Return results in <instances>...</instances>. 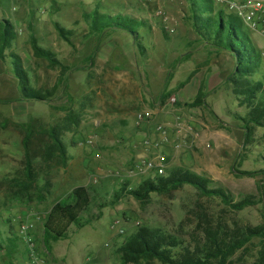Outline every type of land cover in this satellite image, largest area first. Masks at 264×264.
<instances>
[{"label":"rangeland","instance_id":"obj_1","mask_svg":"<svg viewBox=\"0 0 264 264\" xmlns=\"http://www.w3.org/2000/svg\"><path fill=\"white\" fill-rule=\"evenodd\" d=\"M97 2L98 0H0V21L5 18L18 29L13 48L6 51L4 59H0V64L7 67L0 74V84H5V80L14 76L10 66L13 59L10 56L15 54L20 58L28 76V96H31L32 90L51 92L61 73L60 68H52L47 61L34 57L31 38L40 47L51 50L63 66L75 63V60L81 58L80 53L76 55L75 51L66 49V42L59 35L56 25L67 32V35L72 29L74 32L88 31L91 22L87 14L95 10ZM98 4H103L113 14L119 10L115 5L120 4L123 7L121 2L115 0H99ZM140 6L146 14L149 13L147 18L154 28L168 27L176 34L181 21H185L181 16L182 12L175 16L157 0L155 5ZM156 6L163 9L168 18L166 22L156 17ZM225 14L230 15L226 11ZM109 36L103 37L101 42ZM112 36L109 40L115 38ZM153 63L155 62L152 60ZM89 64L83 61L78 65L81 69L67 73L71 76L68 102L65 101L66 92L61 94L62 84L56 86L50 95L52 97L45 102L14 101L13 107V102H0V233L4 248L0 251V264H28L25 245L19 235L23 222L33 225L32 236L44 264H121L117 250L141 227L170 233L186 243L184 245H191L194 250L197 242H205L203 226L198 223V217L206 228L207 225L223 227L229 232H244L247 228L253 229L263 223L261 213L264 207V174L252 178L240 177L234 170L264 171V129L255 128L249 146L243 147L246 132L242 129L240 119L245 116L246 110L237 106L232 85L218 87L217 91L211 92L212 96L207 97L206 108L192 111L189 107L177 105V100L175 104H170V99L176 97L165 92V104H160L161 109L157 115L152 112L154 116L148 130L152 124V130L158 124H165L170 129L171 142L163 147L164 171L169 168L185 169L206 179L210 188L222 189L235 202L251 196L256 204L241 212H234L225 208L217 199L200 198L190 188L166 197L153 196L145 208L129 195L116 201L117 194L122 193L123 185L127 186L126 190L138 187L136 180L127 177L128 170L140 161L152 160L154 151L145 149L142 141L141 144L132 146L129 151L126 146L127 142H131L127 137L129 128H120L123 118L109 116L106 112L102 113L100 108L87 107V103L83 102L84 96H101L107 100V96H127L124 94L131 90L130 85L123 84L124 77L114 74V70L101 67L94 69ZM146 64L148 70V61ZM143 66V62H137V67ZM115 71L122 73L126 69ZM150 75L153 78V72ZM263 75L264 69L260 68L252 80L258 81ZM147 81L148 84L143 85L142 82L141 85L155 93L165 84L162 77L159 82L161 86L158 85L157 90H154L156 84L152 79L150 82L149 76ZM121 84L123 87L116 90ZM22 90L15 81L14 86L6 91L0 90V100L13 99L17 94L24 96ZM42 96L47 95L42 93ZM177 119L180 123L189 125L191 133L198 134L197 138L190 136L178 139L181 144L179 150L172 146V142L176 141L172 129ZM135 120L133 117L132 121ZM26 124L46 130L55 128L59 140L67 149V164L60 166L56 160L43 162L46 134L34 132L29 142L28 150L32 164L38 170L39 187L45 185L42 203L37 202L36 193L31 202H27L26 198L17 194L11 181L23 177L24 131L20 125ZM131 126L136 129L135 125L129 124ZM67 127L69 129L65 130ZM117 128L119 131H114ZM150 139L155 140L156 137ZM89 140L92 144L88 143ZM136 154L143 155L142 159H138ZM156 175L158 172L153 171L142 177L141 182L153 179ZM77 188L86 189L91 197V204L81 218L91 220L92 223L83 229L71 227L69 238L55 243L49 254L41 242L44 217L60 199L72 194ZM114 219L122 221L126 229L125 235L119 236L110 230ZM137 222L140 227L134 225ZM259 248V239L254 238L245 249L236 252L231 260L252 264Z\"/></svg>","mask_w":264,"mask_h":264},{"label":"trees","instance_id":"obj_2","mask_svg":"<svg viewBox=\"0 0 264 264\" xmlns=\"http://www.w3.org/2000/svg\"><path fill=\"white\" fill-rule=\"evenodd\" d=\"M189 4V19L192 28L197 36L204 42L212 44L220 50L227 52L234 62L233 73L225 80L226 85H232V93L236 104L240 108H245L246 114L240 119L245 133L243 147L249 146L251 135L255 128L264 129V75L260 80L254 81L252 78L259 73L261 66L260 51L252 46L248 34L244 31V26L240 20L230 14H225L223 8L214 3L213 0H187ZM217 6L219 8H217ZM95 7L90 18L91 33L96 31L103 33L106 31H121L134 34L135 31L145 28L151 29L147 21H138L121 14L111 16L106 8ZM121 5H115L120 8ZM217 8V9H216ZM121 10V9H119ZM56 29L61 38L67 41V32L56 25ZM16 34L13 27L7 21H0V59H3L4 52L9 50ZM31 49L37 59H43L52 68H60L59 77L66 73L77 71L76 67L62 66L56 59L54 53L39 47L34 38H31ZM93 59H88L90 62ZM13 71L19 86L23 88L24 96L22 101L45 102L52 94L51 92L31 91L27 94V76L23 72L20 60L13 56ZM31 90V89H30ZM42 93L47 96H42ZM204 87L201 86L198 95L187 104L189 108H206ZM70 100V99H69ZM24 131L22 148L24 151L25 167L23 177L12 179V185L17 189V194L31 202L32 196L36 193L37 202L42 203V191L45 185L39 187L38 170L32 164L28 145L34 132L47 135L43 162L57 161L60 166L67 164V149L59 140V135L55 128L48 130L35 128L30 124L20 125ZM67 127L65 130H68ZM163 173V174H160ZM240 177L252 178L264 171L249 172L234 170ZM160 174V175H159ZM185 188H190L200 198L217 199L225 207L234 212H241L248 207L254 206V198L249 196L235 202L222 189L210 188L209 182L182 168H169L158 170V175L153 179L142 181L134 190H126L123 185L122 193L117 194L116 201L124 195L131 196L142 208H145L152 201V197H166L175 192H180ZM33 192V193H32ZM40 192V193H39ZM91 204V197L84 188H77L72 194H68L58 201V203L44 217L42 245L47 253L52 252L55 243L65 241L69 238L71 227L83 229L90 226L91 220H83L81 215L85 213ZM263 223L256 228H247L244 232H229L222 228H214L207 225L206 228L198 217L199 224L203 226L205 242H197L194 250L191 245H184L180 239L170 233L160 229L141 227L131 235L128 240L117 250V255L121 264H244L241 260H231L232 256L245 249L246 245L252 243L254 238L259 239V250L254 257L252 264H264V207L262 209ZM13 245V244H12ZM204 245V246H203ZM15 249L16 247L13 246ZM0 233V251L3 250ZM178 251V252H177Z\"/></svg>","mask_w":264,"mask_h":264},{"label":"crops","instance_id":"obj_3","mask_svg":"<svg viewBox=\"0 0 264 264\" xmlns=\"http://www.w3.org/2000/svg\"><path fill=\"white\" fill-rule=\"evenodd\" d=\"M115 1L121 2L123 7L118 8L121 10H117L115 14L108 11L110 13L109 15L118 16V14H121L124 17H129L138 21H147L151 26V29L141 28L135 31L134 34L121 31H106L103 33L96 31L91 33L89 29L88 31H80V34V32H74L72 29L68 32L69 34L67 36H69V38L66 37L67 41H65V47L67 50L75 51L76 55L77 53H80L79 56L81 57L80 59L75 60V63L72 62L69 67L76 66V68H78V65L85 61L86 63H90V67L94 69L101 67V69L108 68L111 71L114 70V74L124 77L123 84L130 85V93L124 94L127 96L117 94V96H107V100H104L101 96H91V98L90 96L83 97V102L87 103V107L96 106L101 109L102 113L106 112L109 116H121L123 118L120 122V128H125L126 126L129 128L127 131V137L131 142H127L126 146L130 151L131 147L135 144H141V141L144 138L143 131L136 126V120L135 122L132 121L133 117L136 119L138 114L146 111H151L157 115L161 109L160 104H165V92L175 95V99L178 103L177 105L186 107L187 104L192 103V101L196 98L201 86L204 87V93H206L207 97L212 96L211 92L217 91L218 87L226 85L225 80L234 71V62L227 52L218 49L212 44L202 41L200 37L197 36L192 28L191 20L189 19V4L187 0H157L162 4V6L171 12V14L177 16L179 12H182L181 16L185 18V21H181V26L178 24L180 29L174 35L165 33L163 31L165 27L162 29L154 28L150 23L149 18H147L149 13L146 14L145 10L136 0ZM239 1L247 2L253 5L264 4V0ZM98 3L99 0L97 4ZM181 3H183V5ZM97 4H95L94 7H97ZM98 6L100 5L98 4ZM103 6L104 5L101 4L100 8H104ZM217 8L219 7L217 6ZM125 9H127L128 12H126L127 10L125 11ZM93 13L94 9L87 14L88 17H91ZM82 15L86 16V14ZM2 20L6 21L5 18H2L1 21ZM183 22H185L189 28H187ZM9 24L12 26L10 22ZM12 27L16 36L15 40L12 41L9 50L13 48V45L18 37V29L14 26ZM245 29L246 28L244 27V31H246ZM246 33L248 34V38L255 49L259 51L264 50V33H252L248 30ZM112 35H114L115 38L113 40H109L113 37ZM106 36L109 37L105 38V40H102L101 42V39ZM6 51L4 52L3 59ZM49 51L52 52L51 50ZM13 56L17 55L11 54L10 57L13 59ZM91 56L93 59L89 62L88 59L91 58ZM152 60L155 63L152 64ZM147 61L148 66L150 65L148 70H146ZM137 62H143L144 66L141 68L137 67ZM13 63L14 60H12L10 66L14 74ZM59 63L63 66L61 62ZM6 69L7 67H5L4 64H0V74L3 73V70L6 71ZM116 69H121V71L122 69H126V72L119 73L120 71H115ZM22 70H24L23 72L27 76L23 67ZM128 70L130 71L128 72ZM86 71L87 70H85V72ZM85 72L83 71V73ZM150 72H153V78L150 75ZM65 75L64 77H59L57 79L55 87L62 84L61 94L62 92H66L65 101L68 102L67 98L70 93L68 92V89L70 88L69 82L71 81V76L67 73ZM147 76L150 77V82L152 79V82L156 84L153 87L154 90H157L158 85L161 86V83L159 82L162 81V77L165 80V84L162 85V88L158 93H155L149 90V88H146V86L144 87L141 85L142 82L143 85L148 84ZM15 81L17 80L14 74L13 77L5 80V84H0V90L6 91L10 87L14 86ZM123 84L118 85L116 90L121 89ZM117 92L118 91H116V93ZM19 96H21V94H17L15 98L10 100H0V102H13V104L11 103V106L13 107L15 105L14 101H18V103L21 101V97ZM34 104H32V106ZM1 106L4 105L1 104ZM192 110H196V108H191L190 111ZM125 121L129 122L130 125H135L136 129L133 128L134 126L129 127V124ZM152 126L153 124L150 125V130H148L149 128L145 129L147 137H156L152 134ZM114 131L118 132L119 128ZM137 155L139 154L135 155L138 159H142L143 155ZM158 170L156 171L158 172Z\"/></svg>","mask_w":264,"mask_h":264},{"label":"built area","instance_id":"obj_4","mask_svg":"<svg viewBox=\"0 0 264 264\" xmlns=\"http://www.w3.org/2000/svg\"><path fill=\"white\" fill-rule=\"evenodd\" d=\"M140 5L151 6L156 4V0H136ZM214 3L223 8L224 12H228L236 16L242 25L252 33H264V4H249L247 2H242L239 0H213ZM156 17H160L163 22H166L168 18L165 16L163 9L160 6L155 8ZM165 29V30H164ZM163 30L167 34L173 35L174 30L165 27ZM261 54V66L264 69V50L260 51ZM170 104H175L176 99L172 98L169 101ZM153 113L150 111L138 114L136 117L137 127L140 128L144 133V138L142 140L145 149L154 151V158L152 160H144L136 163L132 168L128 170L126 174L128 178L136 180L137 184L141 183V178L147 174L163 168V161L165 156L163 154V147L165 144L171 142V136L169 133V128L165 124H158L153 127L152 134L156 136V139H150L145 133V129L148 128L150 122L153 120ZM172 132L176 141L172 142L173 148L179 150L181 144L178 142L180 138H188L194 136L197 138L198 134L191 133V128L189 125H184L180 123L177 119L176 125L173 127ZM89 144L92 142L89 140ZM140 227V223L134 224ZM33 225L30 222H23L19 228V235L21 240L25 245L26 261L28 264H44L42 257L40 256L38 249L35 244L33 233ZM110 230L116 232L117 235H125L126 229L123 226L121 220L114 219L110 224Z\"/></svg>","mask_w":264,"mask_h":264}]
</instances>
